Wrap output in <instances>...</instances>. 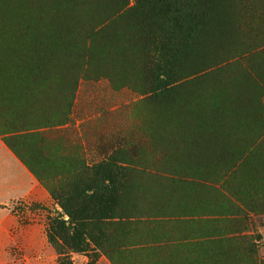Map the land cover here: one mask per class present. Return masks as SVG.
<instances>
[{
    "label": "rangeland",
    "instance_id": "374dc122",
    "mask_svg": "<svg viewBox=\"0 0 264 264\" xmlns=\"http://www.w3.org/2000/svg\"><path fill=\"white\" fill-rule=\"evenodd\" d=\"M1 10L0 133L44 184L0 264H264V0Z\"/></svg>",
    "mask_w": 264,
    "mask_h": 264
},
{
    "label": "crops",
    "instance_id": "0c3cea01",
    "mask_svg": "<svg viewBox=\"0 0 264 264\" xmlns=\"http://www.w3.org/2000/svg\"><path fill=\"white\" fill-rule=\"evenodd\" d=\"M5 134L0 133V222L8 215L7 206L28 197L41 187L39 179L5 141ZM1 231L7 235L6 229Z\"/></svg>",
    "mask_w": 264,
    "mask_h": 264
},
{
    "label": "trees",
    "instance_id": "16d2710c",
    "mask_svg": "<svg viewBox=\"0 0 264 264\" xmlns=\"http://www.w3.org/2000/svg\"><path fill=\"white\" fill-rule=\"evenodd\" d=\"M3 12H5V11L4 10H1L0 11V17H1V15H2ZM2 76H4V75H2ZM4 139H5V137H4ZM6 142L15 151V153H17V151L15 150V148L13 146H11L8 141H6ZM27 166L34 173V175L39 179V181H42L41 178L31 169V167L29 166V164H27ZM42 183L44 184L43 181H42ZM79 196H80L79 199L80 200L82 199V201H84V202L86 201V199H88L87 198V194H81ZM83 204L84 203H82V204L79 203L80 207ZM66 214L67 215L69 214V216L72 215V213H70L68 211H67ZM70 222H71V217H69V221H63V220L54 218L52 220L51 226L48 228V231H47V239H48V241L52 243L53 240H54V238H57V239H60L61 242L65 243L67 240H69L70 237H72V238H74L75 241H80L81 242L83 240V236L85 237L87 235L86 232L85 233L83 232V228H82V225H81L82 222L75 221L76 224L74 226H70L69 225ZM57 255H58V262H59V264H72L67 254H63L62 252H58Z\"/></svg>",
    "mask_w": 264,
    "mask_h": 264
}]
</instances>
